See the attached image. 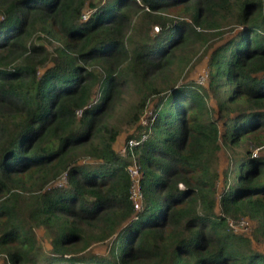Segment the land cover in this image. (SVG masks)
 Instances as JSON below:
<instances>
[{"label": "trees", "instance_id": "1", "mask_svg": "<svg viewBox=\"0 0 264 264\" xmlns=\"http://www.w3.org/2000/svg\"><path fill=\"white\" fill-rule=\"evenodd\" d=\"M263 148L264 0H0L6 264H264Z\"/></svg>", "mask_w": 264, "mask_h": 264}, {"label": "rangeland", "instance_id": "2", "mask_svg": "<svg viewBox=\"0 0 264 264\" xmlns=\"http://www.w3.org/2000/svg\"><path fill=\"white\" fill-rule=\"evenodd\" d=\"M156 30H157V27L153 26V31H156ZM199 51H198L199 53L197 52L196 56L197 55L200 56L201 52L205 51V47L203 46L202 48H200ZM196 56L194 58V61L197 59ZM205 60H206V57L200 62H197L195 64L193 63L189 67V69L187 70L186 73H189V76L192 78H198L199 82H204L205 77L203 76V74H205L204 73L205 72V70H204ZM149 106H151V105H149ZM150 109H152V107ZM228 153L229 152H228L227 148L225 146H223V149H222L221 155H220V169L222 172H223V169L228 165ZM260 153H262V154L264 153V148L260 149V150L256 149L253 151V154H255V155H260ZM55 183H57V181ZM224 186H225V180L222 176L218 182L219 192L222 190V188ZM217 210H218V207H217ZM253 225H254L253 221L249 220L248 218H242V219H239V220L233 222V227L236 231L245 232V233L249 232L252 229ZM41 239L44 242V244L46 245V239L43 237H41ZM255 246L258 247L259 249H264V243L255 242ZM96 247L100 252H105L106 244H100ZM6 263H7V261L5 259V256L0 254V264H6Z\"/></svg>", "mask_w": 264, "mask_h": 264}, {"label": "built area", "instance_id": "3", "mask_svg": "<svg viewBox=\"0 0 264 264\" xmlns=\"http://www.w3.org/2000/svg\"><path fill=\"white\" fill-rule=\"evenodd\" d=\"M85 15H86V13L83 16H85ZM153 119H154V117H152V120ZM132 143H136V141L134 139H130L129 140V144H132ZM131 172H132V175H133V185H132L131 197L133 199L134 207L138 208L141 205V201L139 199L140 192H139L138 188L136 187L137 186L138 176H139L138 168L137 167L132 168Z\"/></svg>", "mask_w": 264, "mask_h": 264}]
</instances>
